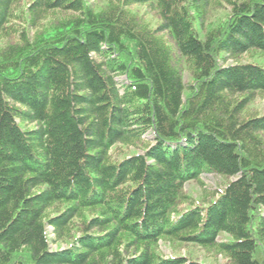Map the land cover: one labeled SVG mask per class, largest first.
<instances>
[{
    "label": "trees",
    "instance_id": "16d2710c",
    "mask_svg": "<svg viewBox=\"0 0 264 264\" xmlns=\"http://www.w3.org/2000/svg\"><path fill=\"white\" fill-rule=\"evenodd\" d=\"M19 1L0 0V33ZM209 1L26 4L27 27L0 51V264H206L161 241L264 264V113L242 117L264 95V63L239 60L264 55V0H226L205 26ZM142 4L155 27L129 10ZM51 10L71 14L30 36ZM118 144L135 151L115 158ZM204 173L227 182L186 201Z\"/></svg>",
    "mask_w": 264,
    "mask_h": 264
},
{
    "label": "rangeland",
    "instance_id": "374dc122",
    "mask_svg": "<svg viewBox=\"0 0 264 264\" xmlns=\"http://www.w3.org/2000/svg\"><path fill=\"white\" fill-rule=\"evenodd\" d=\"M29 1L30 0L19 1L16 7V12H19L20 16L11 18L9 25H7L6 27V30L0 33V51L4 50L10 44L18 41V39L14 35V29L23 30L27 27L25 20L31 19V15L28 14L24 9ZM111 1L112 0H88L90 5L96 6L97 8H105L107 4H109ZM129 10L133 13L138 14L139 16H142L143 20L149 23L150 27H155L160 21L159 17L152 10L148 9L146 4L132 5ZM229 12L230 6L226 0H212L209 1V3L205 6V15L201 19L204 22L205 26H211L219 23V21L221 20H225ZM70 14V12H64L62 10H51L45 12L40 18L37 19V21L31 22L32 27H30V36L35 37L39 32H42L45 28H50L53 24H57L58 22L65 20L69 17ZM160 36L165 39V41L168 45H170V47L172 46V41L168 38L166 33L162 32L160 33ZM239 60H256L262 61L264 63V55H260L257 52H250L245 55H242ZM180 62L184 82L188 83L192 78L190 69L186 61L180 60ZM118 78L121 79V76ZM240 96H243V94L235 95V99H239ZM262 113H264V95L257 94L246 105L245 109L242 112V117L246 118ZM145 137L150 138L148 134H146ZM141 143L142 141L135 142V146L138 145L136 151H141ZM132 151H135L133 150V145L123 144H118L111 149V153L115 158L122 157L124 154L131 153ZM200 180L203 185H201V182L198 181L188 182L185 189L186 194L189 196V199H187L186 201L191 200L192 202L198 200L202 203H205L206 201L204 199H211L212 192L215 190V188H221L227 182L226 177H222L213 173L202 174ZM188 205L189 204L187 202H184L180 205V209L186 208ZM60 210V206H52L46 211V214L52 215ZM49 230H51L50 227ZM51 237H53L52 234ZM221 238L228 237L226 235H221ZM62 240L63 239H58L56 242L52 241V247L55 248L57 246L64 245L65 243ZM160 248L162 254L165 255L180 254L189 256L192 259L202 261L206 264H227V259L221 254L217 253L214 249L202 248L197 245L188 243L180 244L176 242L169 243L165 241L160 242Z\"/></svg>",
    "mask_w": 264,
    "mask_h": 264
}]
</instances>
